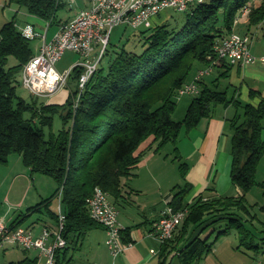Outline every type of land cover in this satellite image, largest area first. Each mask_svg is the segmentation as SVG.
<instances>
[{"label":"trees","instance_id":"trees-1","mask_svg":"<svg viewBox=\"0 0 264 264\" xmlns=\"http://www.w3.org/2000/svg\"><path fill=\"white\" fill-rule=\"evenodd\" d=\"M250 1L204 0L190 5L177 28L162 23L134 29V34L143 38L144 48L140 53L127 51L122 46L111 54L107 44L98 67L78 90L75 107L76 89L63 104L38 106V96L28 102L17 94L16 74L35 54L31 45L33 34L18 29L14 17L0 26V162H6L11 154H20L32 172L47 174L56 182L54 194H60V204L66 215L62 231L66 245L55 252L54 264H70L69 246L77 245L89 229L102 226L90 217L86 198L96 185L112 199L121 195L122 178L131 174L137 165L140 155L135 151L142 141L152 135L158 151L166 142H176L182 127L190 130L202 117L209 116L214 104L230 102L243 110L242 115L236 114L229 120L230 177L241 193L208 200L200 197L191 205L182 206V199L190 187L187 184L175 186L169 203L175 209L187 206L184 229L191 224V232L198 227L200 231L193 237L182 234L175 238L174 233L161 245L160 264L166 263L172 250H177L182 264H192L210 249L213 239L232 227L237 229L241 243L258 250L260 244L254 242L255 234L245 226L241 214L249 213L248 191L254 185L264 188V180L256 178L264 153L261 138L264 98L257 104H241L233 97L228 98L226 90L200 82L199 92L191 95L183 118H172L177 89L188 81L198 65L211 62L214 43L233 31L236 14ZM8 3L23 7L46 21H51L63 4L61 0H8ZM263 23L264 0H259L251 6L247 26L250 29ZM9 55L16 58V64L6 65ZM80 71L81 68L74 67L69 80L74 78L77 82ZM26 111L28 116H24ZM55 114L61 118V128L46 137L43 127H52ZM181 165L185 175L186 163ZM48 200L28 210L45 205L49 211ZM49 212L57 219V214ZM21 216L10 225L17 226L23 220ZM221 219L227 223L216 231L210 242L214 229L205 237L200 236L202 230ZM0 264H36V258L25 256Z\"/></svg>","mask_w":264,"mask_h":264},{"label":"crops","instance_id":"crops-1","mask_svg":"<svg viewBox=\"0 0 264 264\" xmlns=\"http://www.w3.org/2000/svg\"><path fill=\"white\" fill-rule=\"evenodd\" d=\"M3 1L4 5L8 6L10 10L9 15L7 14L8 20L14 17L18 29L29 30L33 37L39 38L34 53L38 52L43 35L45 40H50L61 23L68 21L79 9L86 8L89 5V0H61L63 3L60 7L63 8L62 13L59 15L57 11L56 16L51 21H46L27 11H22L23 22L20 23L16 18L20 8L16 9L14 3H8V0ZM236 17L233 31L257 33L254 35L251 45V51L257 58L254 61L238 64H232L225 60L220 61L221 63L216 65L212 69L213 71L201 78L198 86L200 82H203L208 84L209 87L226 90L228 98L233 97L241 104L246 102L257 104L261 98H264V64L258 58L264 44V28L262 27L264 23L249 29L245 15ZM200 66L202 65H198V67ZM213 74L215 75L213 76ZM247 77L250 78L251 85H244L243 82ZM222 79L228 80L230 88H234L233 94H228L229 87L226 89L219 88ZM251 91H253V94ZM240 94L242 98H240ZM242 113V107H237L233 102L228 104L217 103L212 106L209 116L202 117L195 127L186 130L183 139H180L179 133L178 141L180 139L179 144H181L178 151L184 149L185 143H187V151L184 152L183 150L181 152L182 156L187 158V162H185V180H182L181 183L177 179L173 180V178L167 176L159 167L158 161H160L159 158L162 155L155 150L157 141H154V137L150 135L142 141L135 151V154L140 155L137 165L131 174L122 178L121 195L116 199H112L109 194L110 199L115 202L114 204L118 209V220L127 228L122 233V239L124 242L132 241V243L125 245L117 254H112L106 244L107 234L105 228L102 226L93 227L85 233L77 245H71L67 249V256L71 257L70 264H87L91 261L97 264H160L162 246L155 238L150 236L149 231L153 223L159 219L161 209L172 199L176 190V188L174 189L175 186L182 187L187 184L190 187L182 199V206L191 205L200 197L202 200H208L219 196L240 195L241 190L232 182L230 177L232 155L230 152L231 128L229 120L236 114L242 115ZM261 123L263 126L261 138L264 141V118H262ZM21 160L22 156L20 154H11L6 162H0V219L8 224L12 223L19 215H22L24 219L33 211L40 209L35 208L29 211L30 206L28 205L25 214L20 212L15 215L18 209L26 205V197L21 196L18 192L20 189L15 187L16 179L19 175H22L23 178H27V175H29L33 179L34 174L30 167L26 165L23 168L21 167ZM263 163L264 153L257 166L256 178L258 181L264 180V172L260 177L257 176ZM17 165H20L19 167L23 171L18 172L19 175L16 174L11 179L6 192L1 191V187L8 181ZM259 186L264 195V188L261 185ZM54 199H57L58 207L60 206V209L65 212L60 204V197L57 195ZM261 208L264 211V205ZM49 211L57 214L58 208L55 210V208L49 207ZM49 211H46L44 217L38 218L24 227L31 229L34 234L39 233L44 225L55 228L56 216H52ZM241 219L243 222L245 221L243 215ZM21 223L22 220L17 223V226H23ZM245 226L247 225L245 224ZM191 229V224L184 229L182 221L175 231V238L182 234L183 236L192 234L191 237H193L200 231V227L193 232H191ZM211 230V226L206 227L202 230L200 236L205 237ZM215 233L216 230L211 234L209 242L213 239ZM259 236L264 238V234ZM242 246L245 245L240 242L237 229L232 227L228 232L213 239L210 249L192 264H256L258 258L264 257V254L259 253V250L253 248L252 253H248L242 249ZM30 250L23 249L24 257H35L36 264L42 263L44 257L39 256L38 249H35L36 252L32 255L29 252ZM79 255H81L82 260L75 262V257ZM165 264H182L177 250H172L168 254Z\"/></svg>","mask_w":264,"mask_h":264},{"label":"built area","instance_id":"built-area-1","mask_svg":"<svg viewBox=\"0 0 264 264\" xmlns=\"http://www.w3.org/2000/svg\"><path fill=\"white\" fill-rule=\"evenodd\" d=\"M191 4H194V0H89L86 8L79 9L71 19L59 25L50 40H45L44 35L42 36L38 52L22 66L21 83L32 96H46L67 84L74 67L81 68L73 100L75 107L79 93L78 85H85L98 67L114 26L125 24L133 29L150 27L152 17L158 15L161 10L171 7L185 12ZM23 31L32 35L29 30ZM253 40L254 33L237 31L218 39L213 45L211 62L199 67L193 80L183 83L177 89V95L197 94L198 82L220 61L225 60L232 64L254 61L257 56L251 51ZM67 49L74 51L77 59L70 67L60 71L56 68V62ZM258 58L264 64V44ZM94 189L101 187L94 186L91 195L86 198L88 213L105 228L106 244L112 254H117L132 241L124 242L122 239L126 227L118 220V209L110 199L109 193L102 189V197H94ZM60 210L59 206L56 227L44 225L37 234L21 225L16 226L15 230H8V223L0 219V244L9 242L25 250L38 249L39 256L44 257V260L37 264H54L55 252L66 245L62 234L64 224L60 222ZM187 212V206L175 209L170 203H166L161 209L159 219L149 231L150 236L160 245L165 244L166 239L174 236ZM87 264L97 263L91 261ZM256 264H264V257L258 258Z\"/></svg>","mask_w":264,"mask_h":264},{"label":"rangeland","instance_id":"rangeland-1","mask_svg":"<svg viewBox=\"0 0 264 264\" xmlns=\"http://www.w3.org/2000/svg\"><path fill=\"white\" fill-rule=\"evenodd\" d=\"M258 1L259 0H251L236 15H245V17H248V14L251 10V6L256 5ZM3 2H4L3 0H0V26L5 21L8 20L7 14L9 15L10 13L9 7L5 6ZM14 7H16V9H19L15 4H14ZM62 9L63 8H60L58 10L59 15H61ZM22 11H26L25 8L21 7L16 17L20 23L23 22ZM185 15H186V12L177 11L174 8L168 7V8L161 10L158 15H155L152 17V26H155L157 24H162V23H168L169 27L177 28L182 24L185 18ZM150 31H151V28L148 29L146 33H149ZM256 34L257 33L254 32V35ZM38 43H39V38L33 37L31 40V45L34 49V52L37 49ZM122 46H124V48L127 51H133L136 53H140L142 52L144 48L143 38L135 35L134 29L131 28L130 26L125 25V24H118L114 26L111 30L110 40H109L107 48L109 52L112 54L115 51L121 49ZM76 59H77V54L74 51L67 49L62 53L60 59L56 62V68L60 71L65 68H68L76 61ZM16 63H17L16 58L13 55H9L6 65L11 66ZM203 66H205V64L200 67H203ZM215 67L216 66H214L212 69H214ZM195 73L193 74V76L191 74L188 78V81L186 82H191L194 78ZM214 75L215 74H213V76ZM16 80H18V83L16 86L17 94L20 97L24 98L26 101L28 102L31 101V98L33 96L21 83V72H18L16 74ZM250 81H251L250 78L247 77L245 78V81L243 83L244 85L245 84L251 85ZM228 87H229V90H227L228 94L229 95L233 94L234 88H230L228 84V80L222 79L220 81L219 88L226 89ZM76 88H77V83L75 82V79L72 78L68 80L67 84L63 86L61 89H59L58 91L50 95L38 96L36 103L38 106L42 103L63 104L67 100V98L70 96L71 92H73ZM240 98H242L241 94H240ZM72 99H73V96H72ZM190 99H191V96L188 94L175 96L176 107L172 113V118L174 120H181L183 118ZM28 115L29 113L28 111H26L24 113V116H28ZM61 125H62L61 118L59 117L58 114H55L52 120V127L51 128H49L48 126L43 127L45 136L48 137L51 131L57 132L58 129L61 128ZM185 133H186V129L182 127L180 135H179L180 139L184 138ZM179 141H178V138L176 142L168 141L165 144H163L157 152H159L162 155L161 158H159L160 161H158V165L159 167L162 168V171L167 176L173 178V180L177 179L178 182L181 183L182 180L183 181L185 180V177L183 175V168L181 164L184 162H187V158L185 156H182L181 152H183V150L184 152L187 151V143H185L186 146H184V149L182 148L181 151L180 150L178 151V149L180 148L179 146L181 144V143L179 144ZM20 165L22 168L25 167L23 160H21ZM19 166L17 165L15 169H13L12 171L13 174H11L8 181L1 187V191L6 192L9 187L11 179L18 172L23 171V169ZM263 172H264V163L259 168V173H257V176L260 177L263 174ZM18 175L19 174H17V176ZM32 178L33 179H31L29 175H27V178H23L22 175H19L18 178L16 179L15 187L20 189V191L18 192L20 193L21 196L24 195L26 197V200H25L26 205L18 209L15 212V215L19 214L20 212H22L23 214L26 213L28 205L34 206L38 203H42L44 201L46 202V200L48 199H50V201L49 200L47 201V204L49 207H53L55 208V210L58 208V201H57L58 198L54 199L55 197H57V193L55 196H53V194L56 191V187H57L54 179L51 176L41 173V172H34ZM247 204L249 208V213L242 214L243 217L245 218L244 224H246L253 231V233L255 234L254 242H258L260 244V247L258 248L259 253L264 254V238L262 236L261 237L259 236V235L264 234V211L261 208V206L264 205V195L259 185H254L250 189L249 193H247ZM46 211L47 210L45 208V205L44 206L42 205L40 209L33 211L29 216L24 217L21 224L23 226L29 225L32 221H35L38 218L44 217L46 214ZM226 223H227V220L221 219L220 221H217L214 225H212L211 229H214V231L215 230L217 231L221 228H224ZM242 249L244 251H247L248 253H252L253 248L242 246ZM29 252L32 255L36 252V250L31 249ZM24 255H25L24 251L21 247H18L11 243L0 244V263L16 261L24 257ZM81 260H82L81 255L75 257V262H80Z\"/></svg>","mask_w":264,"mask_h":264},{"label":"bare ground","instance_id":"bare-ground-1","mask_svg":"<svg viewBox=\"0 0 264 264\" xmlns=\"http://www.w3.org/2000/svg\"><path fill=\"white\" fill-rule=\"evenodd\" d=\"M202 1H204V0H194V3H198V2H202ZM82 87H83V85H78V90H80ZM94 197H102V188L101 189H94ZM65 219H66L65 212L60 210V222L62 224H65ZM15 229H16V226H11L10 224H8V230H15ZM172 237H170V239ZM168 240L169 239H166V241H168Z\"/></svg>","mask_w":264,"mask_h":264}]
</instances>
